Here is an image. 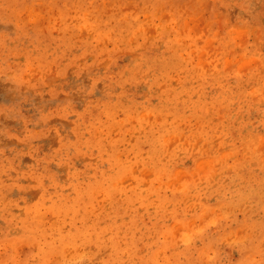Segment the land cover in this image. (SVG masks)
<instances>
[{
    "label": "rangeland",
    "instance_id": "1",
    "mask_svg": "<svg viewBox=\"0 0 264 264\" xmlns=\"http://www.w3.org/2000/svg\"><path fill=\"white\" fill-rule=\"evenodd\" d=\"M0 264H264V0H0Z\"/></svg>",
    "mask_w": 264,
    "mask_h": 264
}]
</instances>
